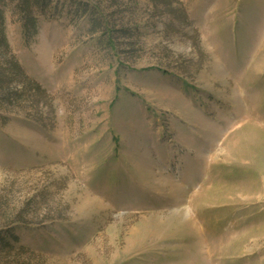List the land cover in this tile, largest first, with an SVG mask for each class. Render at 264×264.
Instances as JSON below:
<instances>
[{
    "label": "rangeland",
    "instance_id": "374dc122",
    "mask_svg": "<svg viewBox=\"0 0 264 264\" xmlns=\"http://www.w3.org/2000/svg\"><path fill=\"white\" fill-rule=\"evenodd\" d=\"M0 10V264H264V0Z\"/></svg>",
    "mask_w": 264,
    "mask_h": 264
},
{
    "label": "trees",
    "instance_id": "16d2710c",
    "mask_svg": "<svg viewBox=\"0 0 264 264\" xmlns=\"http://www.w3.org/2000/svg\"><path fill=\"white\" fill-rule=\"evenodd\" d=\"M166 3V2H165ZM3 19V15H2V12L0 10V21Z\"/></svg>",
    "mask_w": 264,
    "mask_h": 264
},
{
    "label": "bare ground",
    "instance_id": "6f19581e",
    "mask_svg": "<svg viewBox=\"0 0 264 264\" xmlns=\"http://www.w3.org/2000/svg\"><path fill=\"white\" fill-rule=\"evenodd\" d=\"M255 139V138H254ZM255 141V140H254Z\"/></svg>",
    "mask_w": 264,
    "mask_h": 264
}]
</instances>
